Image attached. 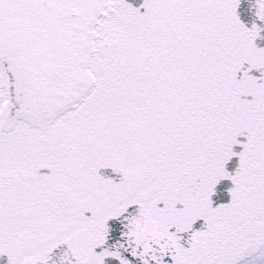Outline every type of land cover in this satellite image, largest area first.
<instances>
[{"label": "snow or ice", "instance_id": "snow-or-ice-1", "mask_svg": "<svg viewBox=\"0 0 264 264\" xmlns=\"http://www.w3.org/2000/svg\"><path fill=\"white\" fill-rule=\"evenodd\" d=\"M0 264H264V0H0Z\"/></svg>", "mask_w": 264, "mask_h": 264}]
</instances>
